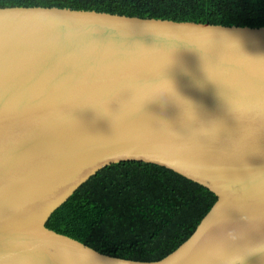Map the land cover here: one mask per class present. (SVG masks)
Returning <instances> with one entry per match:
<instances>
[{
	"label": "water",
	"instance_id": "1",
	"mask_svg": "<svg viewBox=\"0 0 264 264\" xmlns=\"http://www.w3.org/2000/svg\"><path fill=\"white\" fill-rule=\"evenodd\" d=\"M129 159L216 195L176 248L124 258L46 225ZM0 264H264V25L0 6Z\"/></svg>",
	"mask_w": 264,
	"mask_h": 264
},
{
	"label": "trees",
	"instance_id": "2",
	"mask_svg": "<svg viewBox=\"0 0 264 264\" xmlns=\"http://www.w3.org/2000/svg\"><path fill=\"white\" fill-rule=\"evenodd\" d=\"M221 24L264 25V0H0ZM216 195L166 166L144 160L105 165L50 214L46 225L112 255L155 260L194 230Z\"/></svg>",
	"mask_w": 264,
	"mask_h": 264
},
{
	"label": "bare ground",
	"instance_id": "3",
	"mask_svg": "<svg viewBox=\"0 0 264 264\" xmlns=\"http://www.w3.org/2000/svg\"><path fill=\"white\" fill-rule=\"evenodd\" d=\"M76 189H77V188H76ZM74 191H75V190H74ZM72 193H73V192H72ZM213 193H214V192H213ZM67 199H68V198H67ZM67 199H66V200H67ZM52 212H53V211H52Z\"/></svg>",
	"mask_w": 264,
	"mask_h": 264
}]
</instances>
